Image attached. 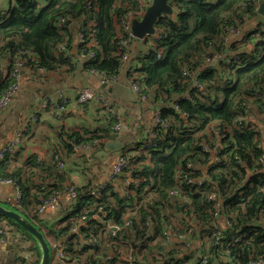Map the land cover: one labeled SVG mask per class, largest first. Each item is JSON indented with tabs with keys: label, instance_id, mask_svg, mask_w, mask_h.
Listing matches in <instances>:
<instances>
[{
	"label": "trees",
	"instance_id": "obj_1",
	"mask_svg": "<svg viewBox=\"0 0 264 264\" xmlns=\"http://www.w3.org/2000/svg\"><path fill=\"white\" fill-rule=\"evenodd\" d=\"M88 1L95 8L97 48L95 61L84 63V68L98 69L107 74L116 73L118 60L112 44L115 35L113 19L115 15L136 9V0H6L7 6L0 11V70L16 50H27L37 57L36 61H31L27 55H22L26 66L42 67L46 71L65 69L69 72L73 64L69 58V26L73 21L80 22L84 18ZM237 1L171 0L168 3L173 14L161 17L155 23L157 31L163 37L162 58L156 60L149 51L141 63L133 66L139 85L151 101L167 103L175 95L186 93L190 85L183 80L180 68L199 65L208 43L216 51L222 50V26H242ZM41 2L46 5L40 7ZM124 5L128 7H123ZM59 17H68L73 21L59 23ZM245 36L252 44L253 52L250 56L241 55L238 65L224 64L219 71L211 67L200 72L197 78L201 87L189 88V98L178 102V111H174L172 107H163L162 113L168 121V127L162 132L158 147L134 156L130 168L126 170L132 181L138 183L132 188L130 199L125 203L120 201L112 187L103 191L99 201H94L89 196V188L79 189L80 191L76 189L78 198L62 235L73 216L99 204L114 222L120 223L125 216L128 218L131 222L129 231L133 229L134 239L131 242L135 244L138 241L141 246L136 260L145 262L143 251L150 252L152 241H155L154 248H165V209L171 213L178 210L182 215L181 221H185V227L192 221L206 230V233L212 231L214 225L211 218L215 202L208 201L207 195L215 192L221 202L220 215L228 216L234 229L245 235L241 242L231 248L232 261L227 264H245L249 256L264 258V171L248 175V171L263 154L260 143L264 147V139H261L257 125L245 127L243 121L237 126L233 124V120L244 113V109L239 107L241 102H250V112L256 120L259 115L264 114V99L261 98L264 88V19ZM60 43H64V51L61 55H56L55 49ZM4 87L5 85L0 84V92ZM212 122L219 123L228 132L219 149L221 162L215 165L206 161V156L199 148L201 141L209 143L207 129ZM96 138L102 136L94 135L91 140ZM81 141L83 140L74 143ZM186 158L196 166L209 163L204 170L207 183L199 188L187 189L190 192V204L179 207L176 202L169 201L167 192L173 185L175 167ZM235 158L240 162L239 165ZM0 176L18 177L3 173ZM238 182L240 184L236 186ZM58 188L60 187L52 186L51 189ZM129 208L135 209L134 216L128 212L125 215L124 212ZM20 215L31 222L30 218L22 213ZM147 217L150 228L144 225ZM10 223L32 240L38 250L37 243L28 233L14 222ZM217 228L222 231L223 236L220 244L225 245L234 231L226 227ZM216 248L222 249L221 246L211 247L208 254L211 256L214 251L219 250ZM34 256L33 264H39V255L37 254V258ZM183 260L184 258L175 262L180 264ZM154 261L156 258H153ZM21 262L24 260L21 259Z\"/></svg>",
	"mask_w": 264,
	"mask_h": 264
},
{
	"label": "built area",
	"instance_id": "obj_2",
	"mask_svg": "<svg viewBox=\"0 0 264 264\" xmlns=\"http://www.w3.org/2000/svg\"><path fill=\"white\" fill-rule=\"evenodd\" d=\"M136 2L138 4L136 9L127 10L119 15H115L113 19L115 35L112 38V44L114 47V55L118 60L117 72L114 74H107L94 68H87L86 71L89 75H92L97 79L100 87L115 84L120 78L121 71H126L127 81L132 93L137 100L147 103L152 115V127L147 130L144 139L140 143V149L138 150L140 153H146V151L156 149L158 147L161 134L168 127V121L162 113V102L155 103L151 101L139 85L137 74L133 72V69L127 68L130 59L129 45L133 40L145 43L149 47V51H151V53L155 56L156 60H160L162 58L164 48L161 46L163 38L162 34L157 31L155 25L154 34H145L140 39L133 36L130 31L131 21L134 19L141 20L145 9L150 5L151 0H136ZM263 3L264 0L237 1L236 6L240 14L242 25L258 14L259 8ZM119 6L122 5L119 4ZM123 7H128V5H124ZM161 17L164 16H160V18ZM94 18V5L88 1L85 6V16L82 20H80L82 26L77 30L75 54H71L69 57L71 63L76 60L88 64L95 61L97 41L95 35L96 30L94 29ZM66 20L71 19L68 17L58 18L59 23H64ZM240 31L241 28L223 25L222 50L216 51L214 47L208 43L205 50L206 53H204L203 61L199 67L189 68L187 66H182L180 68L181 76L184 81L189 83L190 89H199L201 87L197 78L199 73L210 69L215 62L221 60L225 65H238L240 63L241 55L233 54L231 51L229 54L224 52L229 49V42L236 39L240 35ZM63 51L64 43H60L55 49V54L61 55ZM207 51L211 52L207 54ZM22 55H27L31 61H36L37 56L33 52L27 50H16L11 58L2 66L0 70V84L5 85V87L0 92V111L9 105L15 94L18 92L20 80L24 76V72L34 73L38 76L44 75L48 72L42 67L34 66L33 68L26 66L21 58ZM55 98L57 99V102L54 101ZM188 98L189 96L187 93L175 97L172 102V109L174 111H178V102L187 100ZM91 101L97 104L100 109L106 113L108 119H110L112 123V131L114 133L119 131L122 125L121 118H119L114 109H112L109 101L96 89H75L74 97L64 95L63 90H57L55 94H50L45 99L37 103V105H35L26 116L24 122L17 130L13 138L0 147V163L15 155L20 147L22 138L37 122L39 115L43 110H46L50 106L52 108L54 118L61 120L62 113L65 110L64 108L69 102H75L80 108H84L85 105ZM239 107L244 109V113L237 116L233 120L234 126L242 124L243 121V125L245 127H253L255 125L254 123L256 118L250 112V102H241ZM227 133V129L222 127L217 122H212L207 129L208 138H212L218 142L225 140L227 138ZM104 140H106V138H96L83 144L69 142V145L72 150H75L76 148L88 150L95 148V146L98 145L101 146ZM199 148L206 156V160L209 163L215 165L221 162L222 156L219 155V150L215 144L210 145L209 143H206V141H201L199 143ZM134 156L136 155L130 156L127 152L118 156L111 164L110 172L106 181L90 188L88 193L89 196L94 201H99L102 198L103 191L110 187L109 185L111 183L117 181L121 174H124L127 178L117 195L120 201L124 203L127 202V200H129L132 196V188L138 185L137 182L132 181L130 173L126 171L130 168ZM52 161L59 171L65 170V165L59 158L58 154L52 155ZM236 164H240L238 159L236 160ZM262 171H264V153L258 157L255 165L248 171V175L260 173ZM202 173L203 172H201L191 160L188 158L184 159V161L177 165L173 171V185L167 192V198L169 200H174L177 205H189L191 199L190 192H188L187 189L199 188L207 183V174ZM239 184L240 182L236 183V186ZM0 185L9 186L14 191L13 195L6 200L10 209L15 212L21 210L23 199L21 181L17 178L9 176H0ZM62 194L67 195L72 202H75L78 198V193L73 185H65L58 189H49L46 191L43 196L39 198L36 209L30 216L31 223L35 227L40 228L37 223V218L47 209H54L60 195ZM207 200L215 202L211 218L213 222H216L218 219H222L225 227L231 228L234 231L233 236L225 243V245H221L220 243L223 238L222 231L214 226L212 231L208 232L205 237L207 245L209 248L221 246L227 262H231V248L241 242L245 235L239 233L238 229H234L233 222L228 216L220 215L219 206L221 202L217 193H209L207 195ZM69 223L70 225L66 232L62 235L60 241H54L49 246V249L52 252L54 264L87 263L93 259L100 258V249H104V260L108 263L141 264L136 260V256L138 255L137 253L141 250L140 243L137 241L134 244L126 238L127 232L131 227V222L126 216L122 218L120 223L114 222L108 218V215L104 211L103 207L96 204V206L88 209L87 211H80L76 216H73L69 220ZM144 225L146 228H150L149 217L146 218ZM164 226L166 231L164 233L163 240L168 245L180 244L185 248L190 246L188 237L191 235V226L187 225L184 231H176L170 220H167ZM7 235L8 234L5 229L0 225V244L5 242ZM20 237L23 238L24 235H20ZM104 238L106 239V242ZM209 255L201 254L196 262H183L181 264H210ZM245 264H264V258L261 256H249V259Z\"/></svg>",
	"mask_w": 264,
	"mask_h": 264
},
{
	"label": "crops",
	"instance_id": "obj_3",
	"mask_svg": "<svg viewBox=\"0 0 264 264\" xmlns=\"http://www.w3.org/2000/svg\"><path fill=\"white\" fill-rule=\"evenodd\" d=\"M39 5L43 7L46 3L41 2ZM6 6V0H0V11H3ZM254 17L240 27V35L229 42V49L224 51L226 54H229L230 51L233 54L245 56L252 54V44L247 40L245 35L254 30L256 26ZM81 26V22H72L69 26L71 35L69 52L72 55L75 54L77 30ZM210 52L207 51V54ZM149 53V47L145 43L133 40L129 45L130 59L127 68L133 69L135 63H141L144 55H148ZM202 61L203 57L200 64L196 67H199ZM223 65V61L220 60L215 62L211 67L219 71ZM126 74V71H121L120 78L115 84L100 87L97 79L87 73L84 63L79 60L73 62L69 72L62 69L48 71L46 74L39 76L34 73L24 72V76L20 80L18 92L9 105L0 111V147L13 138L31 109L48 95L55 94L57 90H63L64 95L74 97L75 89L91 88L96 89L104 96L109 101L112 109L117 113V116L121 118L122 125L119 131L116 132V140L122 143V148L115 151L106 150L103 147V143H106L107 140H104L101 146L98 145L92 149L82 150L76 148L72 150L69 147V142H77L82 139L81 144L88 143L94 135H101L103 138L107 132L103 128L101 129L98 126L93 127V125H106L111 129L112 123L110 119L92 101L88 102L84 108H80L75 102H69L64 108L61 120L54 118L52 108L49 106L40 113L37 122L24 135L15 155L0 163V173L16 175L18 176L16 178H19L21 181L23 190L22 208L17 213H22L25 217L30 218L36 209L39 198L51 189L52 186L73 185L77 190H87L103 183L109 175L111 164L118 156L122 155L121 152L123 150H126L130 156L140 154L138 151L140 143L144 139L147 130L153 124L152 115L147 103L140 102L132 93ZM189 88L185 91L187 94ZM261 93V98L264 99V89ZM183 94L185 93L183 92ZM177 96H181V94L175 95V97ZM173 99L167 103L162 102V107L171 108ZM54 101L57 102V99L55 98ZM88 120L91 121L89 122ZM258 120L255 119L254 124L259 127L260 137L264 139V114L259 115ZM207 140L209 143L215 144L218 150L222 146L221 142L215 141L212 138H207ZM260 146L264 153L263 143H260ZM102 151L105 153L101 154ZM53 154H58L59 158L63 161L65 165L64 171H59L55 167L52 161ZM208 164V162H205L204 166H195L206 174L204 170H206V166H209ZM126 178L127 176L121 174L118 180L109 186L112 187L114 192L118 193L123 187ZM13 193L14 191L11 187L0 185L1 207L11 210L6 200ZM177 206L181 207V205ZM74 207L75 203L67 195L62 194L54 209H47L37 218V223L40 226L39 229L48 246L54 241H60L67 219L74 211ZM127 212L133 216L135 215L134 208L126 210L124 212L126 213L125 215H127ZM165 213L166 220H170L176 231H184L185 221H181L182 215L178 210L171 213L170 210L165 209ZM0 225L8 234L5 242L0 244V264H29V262L33 264L35 261L34 255L37 258V254L39 255L38 262H40L41 252L38 245L37 250L32 240L25 236L21 238L20 235H23V233L3 216H0ZM213 225L225 228L222 219H218L217 224L213 222ZM189 226L192 227V231L188 237L190 242L188 248L176 244L169 245L163 250H158L154 248L155 241H152L150 243V247L152 248L150 252L144 253L143 251L146 261L142 262V260L138 259L137 261L141 264H178L175 260L184 258L183 262L194 263L201 254L209 255V247L207 242L205 243L206 230L204 231L201 226L192 221ZM132 230L130 229L127 232L126 237L130 242L134 239ZM104 240L106 242L105 238ZM216 249L219 250L214 251L211 256L209 255V258H211L210 264H227L224 251L220 248ZM99 252H101L100 258L93 259L88 264H123L108 263L104 260V249H100ZM170 252L173 254H169ZM153 258H156V261L153 262ZM21 259L24 262H21Z\"/></svg>",
	"mask_w": 264,
	"mask_h": 264
},
{
	"label": "water",
	"instance_id": "obj_4",
	"mask_svg": "<svg viewBox=\"0 0 264 264\" xmlns=\"http://www.w3.org/2000/svg\"><path fill=\"white\" fill-rule=\"evenodd\" d=\"M171 0H151L150 5L145 9L144 15L141 20H132L130 31L132 32L135 38H142L145 34H154L155 29L154 25L160 16H171L173 14V10L171 6L168 4ZM264 17V3L259 8L258 14L254 17V21L256 24L262 21ZM106 85L102 86L105 87ZM89 122L91 120H88ZM98 126L101 129L103 128L107 132L106 138L107 142L103 144L104 149L109 151H115L117 149L122 148V143L116 140L117 133H114L112 129L107 127L106 125H93V127ZM105 152L102 151L101 154ZM0 216L7 218L8 220L14 222L21 229H23L26 233H28L37 243L40 252L41 259L39 264H49V247L44 239L43 234L39 231L37 227H35L30 221L22 217L19 213L6 210L0 206Z\"/></svg>",
	"mask_w": 264,
	"mask_h": 264
},
{
	"label": "rangeland",
	"instance_id": "obj_5",
	"mask_svg": "<svg viewBox=\"0 0 264 264\" xmlns=\"http://www.w3.org/2000/svg\"><path fill=\"white\" fill-rule=\"evenodd\" d=\"M121 153L122 154L126 153V150H123ZM163 243L165 245V248L169 246L164 240H163ZM205 243H206V240H205ZM50 253H51V255H50V262H49V264H54V260H53V257H52V252L50 251ZM99 253H101V252H99ZM90 260H91V257H90ZM79 264H87V263L86 262H83V263H79Z\"/></svg>",
	"mask_w": 264,
	"mask_h": 264
},
{
	"label": "clouds",
	"instance_id": "obj_6",
	"mask_svg": "<svg viewBox=\"0 0 264 264\" xmlns=\"http://www.w3.org/2000/svg\"><path fill=\"white\" fill-rule=\"evenodd\" d=\"M39 229V228H38ZM40 230V229H39ZM40 232H41V230H40ZM49 247V246H48ZM49 257H50V249H49Z\"/></svg>",
	"mask_w": 264,
	"mask_h": 264
}]
</instances>
